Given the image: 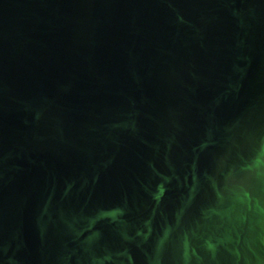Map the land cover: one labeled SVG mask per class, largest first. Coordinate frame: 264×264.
Masks as SVG:
<instances>
[{"label": "water", "instance_id": "obj_1", "mask_svg": "<svg viewBox=\"0 0 264 264\" xmlns=\"http://www.w3.org/2000/svg\"><path fill=\"white\" fill-rule=\"evenodd\" d=\"M0 264H264V0H0Z\"/></svg>", "mask_w": 264, "mask_h": 264}]
</instances>
